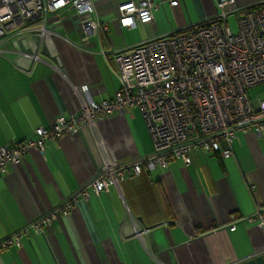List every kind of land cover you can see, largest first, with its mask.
<instances>
[{
  "label": "crops",
  "instance_id": "crops-1",
  "mask_svg": "<svg viewBox=\"0 0 264 264\" xmlns=\"http://www.w3.org/2000/svg\"><path fill=\"white\" fill-rule=\"evenodd\" d=\"M141 0H93L94 12L78 16L67 8L52 14L43 45L44 62L32 75L25 60L0 56V148L35 139L40 126L79 110L71 85H88L95 101L112 98L120 89L111 56L144 41L213 19L215 0H167L153 22L122 27L118 7ZM240 7L264 0H237ZM98 21L100 29L86 35L81 24ZM45 49V51H44ZM62 66L64 76L48 63ZM98 134L111 145L119 163L151 154L152 141L139 109L101 120ZM222 148H228L223 142ZM232 157L195 150L190 166L172 159L164 171L123 181L120 191L80 197L67 216L49 229L31 231L20 247L0 252V264H264V133L237 132ZM102 167L95 137L86 127L47 145L44 154L32 149L19 165L0 177V240L69 199ZM128 211V212H127ZM130 213L148 230L144 241L132 232ZM235 229L232 231L231 227ZM155 256L153 258L152 256Z\"/></svg>",
  "mask_w": 264,
  "mask_h": 264
},
{
  "label": "built area",
  "instance_id": "built-area-1",
  "mask_svg": "<svg viewBox=\"0 0 264 264\" xmlns=\"http://www.w3.org/2000/svg\"><path fill=\"white\" fill-rule=\"evenodd\" d=\"M167 1L173 8L179 5V0ZM215 2L218 12L213 19L112 55L121 85L112 98L97 102L88 85L72 84L79 102L75 114L58 117L50 127H38L35 139L0 148L3 177L7 168L19 165L30 150L44 154L49 143L66 134H76L86 126L95 137L102 159L96 176L69 199L1 239L0 252L20 247L22 238L31 231L49 229L58 217L69 215L80 197L89 200V189L99 196L116 188L123 200L120 185L126 179L144 172L164 171L172 159L189 167V154L195 150L229 159L238 131L264 133V99H251L248 95L250 89L264 87V4L240 7L237 0ZM160 6L152 0L123 3L118 7V22L131 28L137 22L150 24ZM67 8L75 9L80 17L95 10L93 0H0V56L27 61L28 68L17 65V69L25 76L32 75L35 67L44 62L45 39L56 35L50 28V16ZM232 16L236 17L237 33L229 26ZM100 26L98 21L86 20L81 29L89 35ZM48 64L64 76L60 64ZM135 108L141 112L153 150L135 161L119 163L109 140L99 136L98 124ZM223 142L228 148H222ZM127 214L132 227L129 235L144 241L148 230ZM260 227L264 231V210Z\"/></svg>",
  "mask_w": 264,
  "mask_h": 264
},
{
  "label": "rangeland",
  "instance_id": "rangeland-1",
  "mask_svg": "<svg viewBox=\"0 0 264 264\" xmlns=\"http://www.w3.org/2000/svg\"><path fill=\"white\" fill-rule=\"evenodd\" d=\"M229 26L231 27L234 33H237L238 28H237V23H236V17L234 16L230 17ZM248 95L251 99H257V98L264 99V87L258 86L253 89H250L248 91Z\"/></svg>",
  "mask_w": 264,
  "mask_h": 264
},
{
  "label": "water",
  "instance_id": "water-1",
  "mask_svg": "<svg viewBox=\"0 0 264 264\" xmlns=\"http://www.w3.org/2000/svg\"><path fill=\"white\" fill-rule=\"evenodd\" d=\"M42 50H43V48H42ZM44 51H45V49H44Z\"/></svg>",
  "mask_w": 264,
  "mask_h": 264
}]
</instances>
